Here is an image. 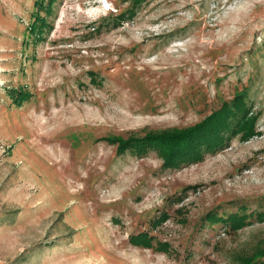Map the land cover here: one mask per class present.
Wrapping results in <instances>:
<instances>
[{"label":"rangeland","instance_id":"1","mask_svg":"<svg viewBox=\"0 0 264 264\" xmlns=\"http://www.w3.org/2000/svg\"><path fill=\"white\" fill-rule=\"evenodd\" d=\"M35 1L0 0V264L264 259V0H54L36 41ZM241 88L252 131L201 160L105 139L186 127Z\"/></svg>","mask_w":264,"mask_h":264},{"label":"trees","instance_id":"2","mask_svg":"<svg viewBox=\"0 0 264 264\" xmlns=\"http://www.w3.org/2000/svg\"><path fill=\"white\" fill-rule=\"evenodd\" d=\"M140 1L143 0H132L134 3ZM53 3L54 0H36L34 3L36 12L33 14V19L27 30L29 34L34 35L35 41L39 40L41 33L44 32V27L48 24L46 18L40 15L39 11L44 10L46 15L51 14ZM126 15L127 12H123L113 16V24H118ZM8 92L16 102L22 101L29 95V92L16 88H10ZM251 111L252 107L247 100V93L245 89L241 88L235 91L231 98L223 99L217 108L212 109L207 115L186 127L162 132L149 131L140 136L131 135L125 138L105 139L111 143L115 142L118 154L131 149L141 155L154 149L162 158L163 168L179 167L201 160L206 154L223 148L239 132H242L245 137L246 132L252 131V120L249 116ZM166 217V212H162L156 221ZM207 217L211 221L220 219L228 221L230 226L235 228L246 222V214L236 211L230 212L226 217L214 212L208 214ZM148 238L147 231H139L132 234L129 239L133 244H141L145 243ZM262 257L250 258L243 264H264Z\"/></svg>","mask_w":264,"mask_h":264}]
</instances>
